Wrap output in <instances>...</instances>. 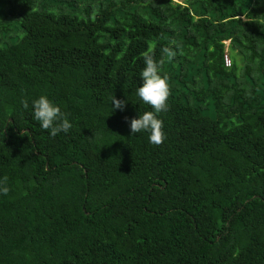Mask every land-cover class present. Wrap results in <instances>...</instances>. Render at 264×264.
Listing matches in <instances>:
<instances>
[{"label":"trees","instance_id":"trees-1","mask_svg":"<svg viewBox=\"0 0 264 264\" xmlns=\"http://www.w3.org/2000/svg\"><path fill=\"white\" fill-rule=\"evenodd\" d=\"M152 46L160 145L130 135ZM4 176L0 264H264V0H0Z\"/></svg>","mask_w":264,"mask_h":264},{"label":"clouds","instance_id":"clouds-1","mask_svg":"<svg viewBox=\"0 0 264 264\" xmlns=\"http://www.w3.org/2000/svg\"><path fill=\"white\" fill-rule=\"evenodd\" d=\"M162 51L169 57L175 58L177 52L171 47H164ZM154 46L149 47L142 55L144 68L142 70V85L136 89L137 96L146 104L150 105L152 110L139 114L138 118L130 120V135L147 131L150 133L149 142L160 145L164 142L166 134L163 131V121L158 118V114L166 112L169 109L168 99L170 96L169 76L161 72V65L154 59ZM22 107L28 109L27 99L21 101ZM126 101L112 97V111H123ZM33 117L40 122V126L49 131L52 137L59 133H67L73 125L67 119V114L61 111L59 105L50 100L46 95L32 101ZM127 121L128 118L125 117ZM8 177L0 179V194L7 195L9 188L7 186Z\"/></svg>","mask_w":264,"mask_h":264},{"label":"rangeland","instance_id":"rangeland-1","mask_svg":"<svg viewBox=\"0 0 264 264\" xmlns=\"http://www.w3.org/2000/svg\"><path fill=\"white\" fill-rule=\"evenodd\" d=\"M173 1H177V2H181V0H173ZM224 55H223V64L224 66H229L230 65V58L228 57L226 51H227V44H228V40H224ZM226 55V56H225Z\"/></svg>","mask_w":264,"mask_h":264}]
</instances>
